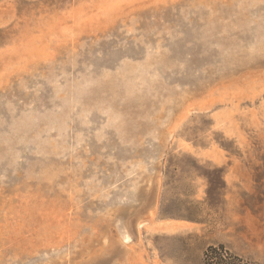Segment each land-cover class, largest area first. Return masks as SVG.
Instances as JSON below:
<instances>
[{
  "label": "rangeland",
  "instance_id": "374dc122",
  "mask_svg": "<svg viewBox=\"0 0 264 264\" xmlns=\"http://www.w3.org/2000/svg\"><path fill=\"white\" fill-rule=\"evenodd\" d=\"M264 264V0H0V264Z\"/></svg>",
  "mask_w": 264,
  "mask_h": 264
},
{
  "label": "trees",
  "instance_id": "16d2710c",
  "mask_svg": "<svg viewBox=\"0 0 264 264\" xmlns=\"http://www.w3.org/2000/svg\"><path fill=\"white\" fill-rule=\"evenodd\" d=\"M206 262L207 264H245L240 258L231 255L222 247H210Z\"/></svg>",
  "mask_w": 264,
  "mask_h": 264
}]
</instances>
